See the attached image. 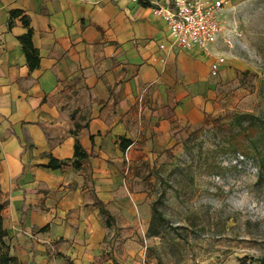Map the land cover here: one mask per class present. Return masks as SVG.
Segmentation results:
<instances>
[{"label":"crops","instance_id":"obj_1","mask_svg":"<svg viewBox=\"0 0 264 264\" xmlns=\"http://www.w3.org/2000/svg\"><path fill=\"white\" fill-rule=\"evenodd\" d=\"M171 1L0 0V225L24 264H114L103 258L110 228L142 215L148 198L120 169L214 111L223 34L207 48L173 47L154 12ZM15 9L31 19L33 71L18 39L28 28L20 17L9 27ZM76 139L90 153L81 169L44 166L73 158ZM122 139L133 141L125 151Z\"/></svg>","mask_w":264,"mask_h":264},{"label":"rangeland","instance_id":"obj_2","mask_svg":"<svg viewBox=\"0 0 264 264\" xmlns=\"http://www.w3.org/2000/svg\"><path fill=\"white\" fill-rule=\"evenodd\" d=\"M225 7L219 45L226 63L213 77L214 111L172 130L171 145L139 149L138 164L120 169L129 189L148 198L142 215L110 228L103 258L114 264L264 257V0H225ZM244 113L261 120L252 124ZM241 145L249 156L236 151ZM154 206L164 218L157 235L149 230Z\"/></svg>","mask_w":264,"mask_h":264},{"label":"built area","instance_id":"obj_3","mask_svg":"<svg viewBox=\"0 0 264 264\" xmlns=\"http://www.w3.org/2000/svg\"><path fill=\"white\" fill-rule=\"evenodd\" d=\"M224 10V0H173L154 8L168 27L171 45L182 49L207 48L216 42L222 35L220 16ZM225 62V57L216 58L211 64V74L217 76Z\"/></svg>","mask_w":264,"mask_h":264},{"label":"trees","instance_id":"obj_4","mask_svg":"<svg viewBox=\"0 0 264 264\" xmlns=\"http://www.w3.org/2000/svg\"><path fill=\"white\" fill-rule=\"evenodd\" d=\"M140 4L143 6H151L149 0H139ZM9 27L11 28L14 24V19L17 17L21 18L23 25L28 28V31L18 37L23 51L26 56L27 64L30 71L35 70L40 66L41 56L39 49L35 47L33 43V29L31 27V19L30 16L25 14L23 10L15 9L9 12ZM242 117L249 120L250 123L254 124L256 121L261 120V117L256 116L253 113H244ZM240 120V118H239ZM240 122V121H239ZM93 139V137H91ZM133 143L130 139H122L121 140V149L123 151L126 150ZM237 152L241 153L244 156H249V150L244 146H239L236 149ZM90 153H88L83 146L81 145L80 141L76 139L75 142V153L74 157L71 159H57L53 156H50V161L45 164V167L52 168V169H63L70 163L76 169H81L83 167L84 161L89 157ZM101 213L107 217L106 224L108 227H111L115 222V219L111 216L110 212L105 209L103 206L101 207ZM159 220H164L161 211L153 207V216L150 224V234L157 235L158 231L155 229V223ZM8 236V231L0 225V264H24L17 256L11 253V247L6 242V237ZM239 264H264V257L259 259L253 260L248 255L243 256L240 258Z\"/></svg>","mask_w":264,"mask_h":264}]
</instances>
